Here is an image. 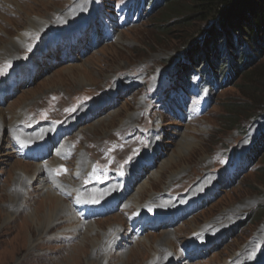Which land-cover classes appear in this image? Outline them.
<instances>
[{
    "label": "rangeland",
    "instance_id": "374dc122",
    "mask_svg": "<svg viewBox=\"0 0 264 264\" xmlns=\"http://www.w3.org/2000/svg\"><path fill=\"white\" fill-rule=\"evenodd\" d=\"M99 1L112 12L117 2L106 32L89 21L92 11L99 13L97 5L78 13L91 0H0V88L13 87L11 95L1 94L0 116L13 109L20 114L0 126V264H72L82 241L87 246L77 264H135L140 251L139 264H264V139L258 140L264 133V46L260 53L248 50L238 72L234 64L243 54L236 47L230 57L235 73L214 81L202 73L211 60L202 52L211 24L181 22L176 14L161 19L165 0L137 18L123 11L124 0L93 5ZM152 5L132 0L128 6L139 13ZM73 9L77 15L67 19ZM86 22L71 56L58 45L51 48L59 32ZM29 29L36 32L24 35ZM215 48L213 68L227 55L223 45ZM195 68L202 76L192 71L188 83L184 71ZM173 75L181 80L171 92L166 78ZM129 78L136 86H126ZM82 103L90 112L63 136L56 133L58 140L48 138L44 158L18 156L15 141L39 140L37 132L48 123L50 137L51 126L59 122L60 130ZM17 161L46 171L40 179L32 171L19 182L20 170L12 168ZM124 178L126 189H120ZM112 195L113 206L107 201ZM155 195L167 204L150 207ZM47 196L53 198L45 203ZM172 201L182 208L194 202L195 211L138 230V214L164 218ZM50 210L54 224L38 226L35 218ZM198 239L206 249L202 245L192 259L187 245Z\"/></svg>",
    "mask_w": 264,
    "mask_h": 264
},
{
    "label": "trees",
    "instance_id": "16d2710c",
    "mask_svg": "<svg viewBox=\"0 0 264 264\" xmlns=\"http://www.w3.org/2000/svg\"><path fill=\"white\" fill-rule=\"evenodd\" d=\"M164 1V0H163ZM166 6L162 12L163 18L175 15L181 22L189 18L203 20L211 24V36L209 45L202 48L204 56H211L208 61L207 72L216 77L227 72V79L234 72L231 64V54L237 51L242 58L234 64L235 71H240L248 62V50H257L264 46V0H165ZM217 43L223 45L227 53L226 57L218 60L217 68L213 64L217 61L218 51L215 50ZM214 48V49H212ZM257 48V49H256ZM201 50V49H200ZM199 50V51H200ZM243 50V51H242ZM247 53V55H246ZM227 63V69L222 70ZM233 63V62H232ZM242 63V64H241ZM221 65V67H220ZM221 68V69H220ZM258 140L263 144L264 133L259 135Z\"/></svg>",
    "mask_w": 264,
    "mask_h": 264
},
{
    "label": "bare ground",
    "instance_id": "6f19581e",
    "mask_svg": "<svg viewBox=\"0 0 264 264\" xmlns=\"http://www.w3.org/2000/svg\"><path fill=\"white\" fill-rule=\"evenodd\" d=\"M92 1L89 3V4H86L85 6H83L82 8H80L79 9V14H82V13H84L85 15L86 14H88L91 10H92ZM57 14H58V11H57ZM67 15H68V17H67ZM70 15L73 17V16H75V15H77V10H75V9H73L72 11H69L68 12V14L66 13L64 16L65 17H67V19L68 18H70ZM52 17V16H51ZM78 17V16H77ZM66 23H67V21H66ZM70 23V22H69ZM32 22L30 23V25L32 26ZM43 27H45L44 25L42 26V28ZM36 29H37V31L38 30H40L39 32H37V33H42V29L41 28H38V26L36 27ZM27 30V29H26ZM34 32H36V31H33V29H29V31H24V35H28L29 33H34ZM20 34V33H19ZM23 36V35H22ZM37 38V37H36ZM22 41H24V40H22ZM21 41V42H22ZM20 42V43H21ZM25 48V47H24ZM54 49V48H53ZM76 49V48H75ZM53 53V52H52ZM4 55H6V54H4ZM13 57H17V55H16V52L15 53H13V54H11ZM23 56V55H22ZM25 56V55H24ZM2 56H0V58H1ZM73 75V74H72ZM86 81V80H85ZM116 81V80H115ZM5 87V86H4ZM93 87V86H92ZM96 89V88H95ZM3 95V94H2ZM67 95V94H66ZM106 96L107 97H109V94L107 93L106 94ZM0 97H1V95H0ZM110 98V97H109ZM14 106V105H13ZM19 108V107H18ZM13 109V108H12ZM90 109H92L91 107H89L88 105H80L78 108H77V113H75V114H73V117H71V118H69V119H67V121H66V123H65V126H71L75 121H77L82 115H85L86 113H88V112H90ZM22 114V113H21ZM20 115V114H19ZM19 115H18V111H15L14 109L10 112V115H7V114H5V113H3L2 114V116H0V126H3V124H4V122L6 121V118H8L9 120H7L8 122L10 121H13L15 118H18L19 117ZM22 116V115H21ZM28 117V116H27ZM22 118V117H21ZM24 118V117H23ZM22 121V120H21ZM13 123H16V122H13ZM16 125V124H15ZM21 127V126H20ZM52 129V128H51ZM50 129V130H51ZM50 130L48 131L46 128H42L39 132H37V134L39 133V138L41 139L42 138V136H45L46 134H47V136L49 137V135H48V133L50 132ZM46 137V136H45ZM31 139H33V137H31ZM51 139V138H50ZM45 140V139H44ZM47 140H48V138H47ZM36 141V140H35ZM24 143H26V142H24ZM31 143V142H30ZM154 147H155V145H153ZM154 147H153V149H154ZM85 155V154H84ZM84 160V159H83ZM18 161L16 162V163H14L13 164V169H18V170H20V173H21V175H20V179H19V182H20V180L22 179V178H25L26 180H28L29 179V176H30V173L32 172V171H37L36 172V176H35V178H42L43 177V175H41V172L40 171H46V169H44L43 168V166H39L38 164H36V165H34L33 166V168L31 169V168H29L28 167V165L29 164H26V165H18ZM83 163V165H85V164H87L86 163V160L85 161H83L82 162ZM167 167V166H166ZM50 175V174H49ZM18 180V179H17ZM17 180L15 181V183H19V182H17ZM45 180V179H44ZM43 180V181H44ZM42 181V182H43ZM46 182V184H48L47 183V181H45ZM44 182V183H45ZM20 186H22V187H24V185L23 184H19ZM147 185H148V183H145L143 186H141L140 187V191H138L139 192V195H138V197H139V199L141 200L142 199V193H144V191H146L147 189H148V187H147ZM53 186H56V184H54L53 183ZM108 191L110 192V193H112V192H115L116 191V185H110V186H108ZM19 194V193H18ZM48 194H50V193H48ZM8 197V196H7ZM156 197V195L154 196V198H153V202L152 203H149V206L150 207H153V206H156V207H158V205H160V207L162 206H164V205H166L167 204V202L166 203H163V204H160V201L161 200H159L158 198H155ZM53 197H50V196H47L46 197V202L45 203H47L48 201H50L51 199H52ZM59 198V197H58ZM15 201V200H14ZM10 202H12V201H10ZM16 202V201H15ZM59 203L61 204V209H60V211L64 208V205L62 204V202L61 201H59ZM134 204H135V202H134ZM137 204H139V203H137ZM157 204V205H156ZM59 205V204H58ZM177 204H175L173 201L172 202H169L168 203V206H166V209L168 208V209H173L175 206H176ZM50 206H52V205H50ZM49 206V207H50ZM54 206H56V205H54ZM147 207V206H146ZM57 208H58V206H57ZM56 208V209H57ZM8 211V210H7ZM6 211V212H7ZM59 211V210H58ZM59 211V212H60ZM37 215V214H36ZM64 215L66 216V217H68V218H73L72 217V212L71 211H65L64 212ZM53 211H47V212H45V213H43V215H40L39 217H36L35 218V223L39 226H43V223H44V225H49V224H54V220H53ZM9 219H11V217L10 216H7ZM148 218V217H147ZM63 219H65V217L63 218ZM67 219V218H66ZM150 219H152V218H150ZM86 225V224H85ZM27 226H28V224H27ZM26 226V227H27ZM95 226V225H94ZM26 227H24L25 229H26ZM86 227V226H85ZM92 226H91V223H90V225H88V227H87V229H90ZM98 227V226H97ZM72 228V227H71ZM24 229V230H25ZM85 229V228H84ZM27 230H29V231H31L32 232V230L30 229V227L28 226V228H27ZM199 230H201V228L199 229ZM92 232V231H91ZM90 232V233H91ZM200 232V231H199ZM33 233V232H32ZM86 233V232H85ZM86 234V236H84L85 238H84V240L88 237V235H91V234ZM114 234H117L118 235V232L117 233H114ZM201 234V233H200ZM203 235V234H202ZM32 237H33V235H32ZM23 238V239H22ZM21 239L23 240V241H25V239H24V237L22 236L21 237ZM113 240H114V238H112ZM89 240V239H88ZM90 240H91V238H90ZM82 243V244H81ZM81 243H79L78 245H77V247L75 248L74 247V249H76V255L73 257V258H71L70 259V262L71 261H73V263L72 264H74V262H76V264H77V260L78 261H80L81 262V258H82V254L83 255H85L84 254V252H85V248H86V242L85 241H82ZM150 248H151V246H150ZM103 249V248H102ZM97 250V249H96ZM18 252H19V250H18ZM142 253H143V251H140V253H139V255L138 256H140V258H139V260L137 259L135 262V264H139L140 263V259H141V257L143 258V256H142ZM78 256V257H77ZM91 257H92V255H90ZM137 256V257H138ZM88 257L89 256H86V260H88ZM90 258V257H89ZM80 262H79V264H80ZM88 263V262H87Z\"/></svg>",
    "mask_w": 264,
    "mask_h": 264
}]
</instances>
